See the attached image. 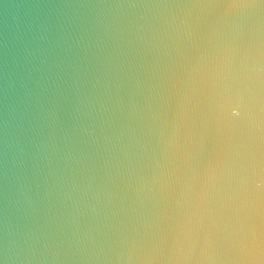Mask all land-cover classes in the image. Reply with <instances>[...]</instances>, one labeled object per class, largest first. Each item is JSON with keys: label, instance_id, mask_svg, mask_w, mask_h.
Masks as SVG:
<instances>
[{"label": "water", "instance_id": "obj_1", "mask_svg": "<svg viewBox=\"0 0 264 264\" xmlns=\"http://www.w3.org/2000/svg\"><path fill=\"white\" fill-rule=\"evenodd\" d=\"M0 264H264V0H0Z\"/></svg>", "mask_w": 264, "mask_h": 264}]
</instances>
